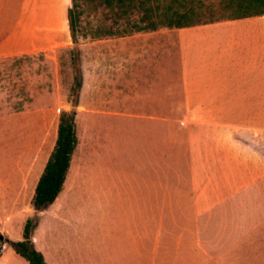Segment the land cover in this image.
I'll return each mask as SVG.
<instances>
[{"label":"rangeland","instance_id":"rangeland-1","mask_svg":"<svg viewBox=\"0 0 264 264\" xmlns=\"http://www.w3.org/2000/svg\"><path fill=\"white\" fill-rule=\"evenodd\" d=\"M47 2L41 12L29 0L3 8V14L15 15L17 24L9 41L15 53L0 55V163L13 164L27 175L26 188L54 147L61 111L75 112L80 139L63 200L93 182L88 193L77 191L74 208L61 213L65 221L47 215L40 226L37 212L27 218L34 221L32 232L39 228L34 235L45 263L264 264V183L246 181L248 120H197L213 125L234 122L238 125L230 128L242 133L217 156L211 151L202 159L199 153L191 155L196 159L192 168L188 150L178 144L183 135H177L158 168L140 164L148 120L114 115L89 119L78 112L79 91L94 81L96 63L100 76L103 64L112 63V83L119 89V55L104 61L93 49L103 46L99 40L118 42L149 22L164 26L161 13L167 9L185 12V21L193 24L230 19L239 12L236 0H147L152 15L146 18L141 10L127 16L98 0ZM73 4L78 19L72 31L68 10ZM14 21L0 23V36ZM182 121L188 120H175L177 128ZM191 174L197 182L189 181ZM157 175V202L142 198V179ZM23 195L19 201L27 207V193ZM149 207H156L155 213H149ZM20 218L17 214L8 224L13 235L21 231Z\"/></svg>","mask_w":264,"mask_h":264},{"label":"crops","instance_id":"crops-1","mask_svg":"<svg viewBox=\"0 0 264 264\" xmlns=\"http://www.w3.org/2000/svg\"><path fill=\"white\" fill-rule=\"evenodd\" d=\"M29 1L30 6L39 8V12L42 6L48 5L47 0ZM5 6L14 7L15 0H0V23L3 24L15 20V15L10 18V14H3ZM16 24L17 20L11 29L3 30L0 36V55L15 53L14 48H9V41L15 33ZM98 43L103 46L93 49L96 54L102 53L105 56L104 61H109L112 54L119 55V89L112 83V63L103 64L102 76L97 73L100 64L96 63L93 76L95 82L90 80V86L87 83L79 91L78 112L89 119L93 116L114 115L148 120L149 128L141 145L144 156L140 159L141 166L159 168L161 157L167 154L165 148H171L175 137L183 135L178 144H183L184 149L188 150L192 168L196 159L191 155L199 153L198 158L202 159L203 154L211 151L217 156L226 146L235 145L233 137L242 133L239 128H230L238 125L234 122L213 125L197 120L246 119V146L249 153L246 181L264 183V14L238 18L233 16L230 19L181 27L164 25L120 36L118 42L107 38ZM176 119L188 121H182L183 126L177 128ZM161 120L167 121H164L166 124L162 128ZM100 133L94 129L95 138L101 142L103 138ZM77 139L72 156L77 151L80 136L77 135ZM95 153L100 157V165L102 154L99 150ZM71 164L70 160L62 189L54 202L35 211L31 199L45 164L25 188L27 175L13 164L0 163V234L3 237L13 241L22 240L23 224L33 212L39 215L40 226L47 215L55 220H66L61 213L74 208L77 191L88 193L90 181L93 182V179L89 180L85 187L63 200ZM191 176L193 180L189 181L197 182ZM158 183L159 175L144 177L141 197L157 202L155 192ZM24 193H27V207L19 201L25 196ZM4 196L8 197L7 201ZM3 208L6 212H3ZM155 209L149 207V213H155ZM17 214L21 216V231L19 229L13 235L8 224ZM144 214L143 211L141 216ZM38 229L32 232L31 240L45 258L34 235ZM9 247L5 243L0 264H29L15 251H7Z\"/></svg>","mask_w":264,"mask_h":264},{"label":"trees","instance_id":"trees-1","mask_svg":"<svg viewBox=\"0 0 264 264\" xmlns=\"http://www.w3.org/2000/svg\"><path fill=\"white\" fill-rule=\"evenodd\" d=\"M100 4L107 7L116 6L121 9L124 15H131L139 10L142 16L149 17L152 15L151 8L146 6L147 0H98ZM238 17L264 14V0H236ZM75 4L68 10L69 24L72 31L76 26L78 15L73 10ZM161 15L165 17L163 21L165 26L181 27L192 25L193 23L185 21L187 15L185 12L167 9ZM157 26L154 22H149V26L137 27L135 30L155 29ZM73 35V34H72ZM75 112L61 111L57 126V136L55 144L50 152L45 166L31 199V204L36 211H39L54 202L57 195L62 189L67 170L70 165L72 153L77 145L78 139L75 130ZM34 227V221L27 219L23 227V239L18 241L10 240L3 237L0 243H6L11 246L16 253L24 257L29 264H46L42 253L35 249L31 240V232Z\"/></svg>","mask_w":264,"mask_h":264},{"label":"built area","instance_id":"built-area-1","mask_svg":"<svg viewBox=\"0 0 264 264\" xmlns=\"http://www.w3.org/2000/svg\"><path fill=\"white\" fill-rule=\"evenodd\" d=\"M5 247V243H0V255Z\"/></svg>","mask_w":264,"mask_h":264},{"label":"water","instance_id":"water-1","mask_svg":"<svg viewBox=\"0 0 264 264\" xmlns=\"http://www.w3.org/2000/svg\"><path fill=\"white\" fill-rule=\"evenodd\" d=\"M3 239V236L0 234V240H2Z\"/></svg>","mask_w":264,"mask_h":264}]
</instances>
